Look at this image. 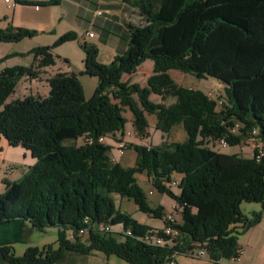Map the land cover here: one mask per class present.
<instances>
[{
    "label": "trees",
    "instance_id": "1",
    "mask_svg": "<svg viewBox=\"0 0 264 264\" xmlns=\"http://www.w3.org/2000/svg\"><path fill=\"white\" fill-rule=\"evenodd\" d=\"M122 2L124 11L134 9L141 21L127 25L125 53L107 65L98 61L96 46L81 45L85 70L79 76L98 80L89 100L77 75L57 73L47 80V97L29 95L8 103L24 76L38 79L43 69L55 64L54 50L76 41L75 32L60 36L51 46L33 49V66L0 70V141L22 147L36 161L18 182L3 181L0 264H61L70 254L88 257L95 252L128 264H167L175 255H188L196 245L207 250L212 264H220L241 250L239 238L262 220L264 0ZM35 35L10 24L0 28V43H20ZM148 60L153 62V75L146 86L122 81ZM171 71L220 81L227 101L219 108V102L205 92L178 85ZM152 96L162 102H153ZM170 99L173 102L166 105ZM126 109L133 115L138 137L148 135L151 115L157 118V131L169 135L181 125L188 138L183 143L164 140L151 148L132 144L128 148H134L136 164L122 167L110 155L113 148L100 140L125 135ZM254 137L263 145L255 143L259 148L251 157L225 155L208 144L224 140L228 146H242ZM79 139L84 140L82 145H65ZM144 173L158 193L179 207L181 222L175 227L181 239L169 240L164 248L148 245L152 236L168 237L163 228L139 223L121 212L112 198L116 194L132 200L140 212L167 226L164 207L152 208L138 184L137 175ZM176 175L179 193L171 189ZM244 203L258 204L261 211L246 216L241 211ZM49 227L60 229L58 250L29 248L22 257L15 255L13 246L25 239L27 230L44 232ZM116 227L121 232L114 231ZM82 230L88 234L84 241L78 237Z\"/></svg>",
    "mask_w": 264,
    "mask_h": 264
},
{
    "label": "rangeland",
    "instance_id": "2",
    "mask_svg": "<svg viewBox=\"0 0 264 264\" xmlns=\"http://www.w3.org/2000/svg\"><path fill=\"white\" fill-rule=\"evenodd\" d=\"M15 2L16 0H11ZM30 2L29 0H25ZM3 0L0 1L2 6V15L3 19L0 21V28L3 26L4 29L7 28L10 24H12V11H6L3 5ZM22 8L32 7L29 5H21ZM45 8V7H44ZM40 10L41 8H36ZM49 10V9H48ZM50 11V10H49ZM48 12V11H47ZM49 13V12H48ZM9 14L8 18L6 17ZM139 15L135 13L132 17L133 22L140 25L141 21L138 17ZM23 17L26 18L24 14L21 15L20 20L22 21ZM5 18H7L5 20ZM38 17H33L30 15V22H33V26L39 25ZM43 19V18H42ZM13 25V24H12ZM27 30H33L36 32L35 37L26 38L20 43H0V70H4L6 68L12 67H31L35 64L34 58L35 56L32 54V50L45 46V43L49 42L50 35L48 32H42L32 27H24ZM78 37V36H77ZM88 40V39H86ZM89 44V42H86ZM47 46V45H46ZM61 49V50H60ZM58 51L67 52L69 56L68 60L66 58H62L58 55ZM55 52V64L43 70H47L50 73L55 71V73H62L65 75L75 74L80 80L79 74L84 72V60L85 55L80 50L78 45H64L62 48H56ZM56 73V74H57ZM153 75V62L152 60L145 61L140 68H138L137 72L131 76H123V82H129L131 84L137 83L141 87L147 85V79L149 76ZM170 75L174 81L184 87V88H192L197 89L199 91L205 92L212 100H216L219 102L220 100L227 101L225 95V85L220 81L213 79L212 77H208L205 79H197V77L190 74H182L179 71H171ZM81 84L84 88V95L86 100L92 98L97 85L98 80L96 78H92L90 76H86L81 79ZM42 82L38 84L32 85L30 82V78L28 76H24L15 88L13 95L8 100V103L13 100L23 99L29 95L31 96H41L47 97L49 95V91L44 92ZM152 101L155 103H161L162 100L159 97L152 96ZM173 102L172 99L166 102V105H170ZM219 107V103H218ZM221 108V107H220ZM219 109V108H218ZM123 116L127 119L125 125V135H121V133H117L115 135L109 136L107 138H102L101 141L105 142V144L111 146L113 149L110 151V155L115 162H118L122 165V167L128 168L133 167L136 164L137 155L135 153L134 148L129 149L128 146L132 144L135 146H149L155 147L162 144L165 140L169 143L175 142H185L188 138L187 133L183 129L181 125L176 126L169 135L161 131H157L155 129V124L157 122V118L155 116L148 115V135L145 137H138L135 129L133 128L132 121L133 115L132 113L126 109L123 113ZM84 142L83 139H79L78 141H66L65 145H71L75 143V145H82ZM122 142V143H121ZM220 143V142H219ZM209 147L210 149L224 153L225 155H234L239 154L242 157H251L254 153V149L257 148L256 144L251 142L250 140L244 143L242 146H228L227 148H221L218 143L214 144L210 141ZM33 162V159L30 155V152L23 149L22 147L15 148L14 146H10L6 140L1 139L0 141V194L5 192V185L3 184L4 180H9L17 182L22 178L24 170L27 169ZM138 184L142 187V189L148 195L149 205L156 209L159 207H166L167 210L172 211L174 201L168 198V196L160 194L156 191V189L152 185V180L149 176L144 173L141 175H137ZM174 182H180V176H175ZM171 189L175 193H179V189L177 186H172ZM112 198L115 201L117 208L121 210V212L131 215L134 220L138 221L141 224L148 225L149 228L159 230L165 227L164 221L159 218H154L153 216H148V214L142 213L138 210V207L134 204L132 200L121 199L119 195L114 194ZM164 205V206H162ZM241 211L245 215H251L254 212L261 211V206L254 203H244L241 206ZM168 215H172L176 218L178 223L181 222V218L179 216V212L177 213L174 209L173 212L167 213ZM59 231L58 227H49L44 232L38 231L36 229H29L26 232L25 239L22 242L15 244L14 250L15 255L17 257H22L26 250L29 248H39L41 250L46 249L49 246H52L54 249L59 248V244L57 240L59 239ZM114 231L121 232V227H116ZM67 235L70 239L74 240V234L72 230L67 231ZM79 237V236H78ZM80 238V237H79ZM243 241V245L248 246V249H244V254L242 259L247 261L248 264H264V219L261 220L260 224L256 226L254 229L250 230L244 237L241 236L239 238ZM86 240L85 238H80V241ZM177 263L178 264H212L209 261V257L204 256L203 258H193L188 255H177ZM241 259V260H242ZM242 262V261H241ZM61 264H128L124 261L117 259L115 256L106 257V255L102 254V252H95L91 256H75L68 255L66 260Z\"/></svg>",
    "mask_w": 264,
    "mask_h": 264
},
{
    "label": "crops",
    "instance_id": "3",
    "mask_svg": "<svg viewBox=\"0 0 264 264\" xmlns=\"http://www.w3.org/2000/svg\"><path fill=\"white\" fill-rule=\"evenodd\" d=\"M29 1L33 3L32 7L26 8H22L21 5L17 4L16 2H14L15 5H7L3 3L7 12L12 11V24L14 26L18 28L32 27L42 31L43 33L48 32V35L51 34L50 40L49 42L45 43V46H51L58 40L60 36L68 32H75L78 36V39L65 45L76 44L81 50V45L83 43L89 42V44H93V46H96L99 50L98 61L102 64L109 65L118 55L125 53L128 46L127 25L130 23L136 24L133 22L132 17L137 12L131 8H128V11H124L125 5L123 4L122 0H55L59 1V4L57 6L51 7L45 5V3L50 0ZM36 8L41 9L37 10ZM100 11L103 12V15L99 16L98 12ZM2 12V6L0 4V21L3 20L1 18ZM22 14H24L26 18L23 17V20L21 21L20 17ZM31 14L33 17H38L37 19L39 25L36 27L33 26V22L28 20V18L30 19ZM8 16L9 14H7L6 17L8 18ZM7 18H5V20ZM1 28L4 29L3 26ZM89 33H93L94 38L90 37L88 35ZM62 46L64 45L59 47L62 48ZM58 55L62 58H66L65 60L69 59L67 52L58 51ZM56 73L55 71L50 73L47 70H43L42 73H40L38 79L30 78V82L32 85L36 83L38 84L39 82L44 83V92L47 93L50 89L47 84V80ZM84 77L86 76H81L80 81ZM35 163L36 161L33 159L32 164L28 166L26 170H24L22 178L28 171V168ZM177 208L178 205L174 202L172 211H169L166 207H164L166 211L165 214L173 212V210H176ZM262 219H264V214L262 215ZM252 229H254V227ZM245 235H243V237ZM243 244V241L239 240V247L242 250V257L244 254V249H248V246L244 247ZM243 259L241 260L242 264H248L247 261H244ZM175 260L176 264H178L176 258Z\"/></svg>",
    "mask_w": 264,
    "mask_h": 264
},
{
    "label": "built area",
    "instance_id": "4",
    "mask_svg": "<svg viewBox=\"0 0 264 264\" xmlns=\"http://www.w3.org/2000/svg\"><path fill=\"white\" fill-rule=\"evenodd\" d=\"M5 4L9 5V4H14V2H12L11 0H3ZM98 15H103V12L100 11L98 12ZM90 37H93L94 38V35L93 33H89L88 34ZM224 104V100H220L219 101V108L223 106ZM238 131V125L232 130V134H236ZM254 136H257L258 134L256 133H253ZM251 142L253 143H256V144H262L260 141L256 140V137H254L253 139L250 140ZM218 144L221 148H227L228 145H226V143H219L218 141ZM263 155H264V145H263ZM262 155V156H263ZM257 159H260V158H257ZM172 186H177V182H173L172 183ZM166 221H167V226L163 227V230H168V237H157V236H152L153 237V242L152 244H148V245H151V246H157V247H167V242L169 240H177L179 242V240L181 239V234L180 232L178 231V229H176L175 225L178 224V221L176 220L175 217H173L172 215H168L167 218H166ZM108 230V228L106 229ZM80 238H87L88 234L86 231L82 230L79 232V235H78ZM188 255L190 257H193V258H196V259H199V258H203L204 256H207L208 255V252L206 249L202 248V247H199V246H194V248H192L191 250H189L188 252ZM175 258H177V255H175L173 258H171V260L167 263V264H176V260ZM241 259H242V250L240 251H237V254L232 257L231 259L229 260H226V261H223L221 260L220 261V264H242L241 262Z\"/></svg>",
    "mask_w": 264,
    "mask_h": 264
},
{
    "label": "bare ground",
    "instance_id": "5",
    "mask_svg": "<svg viewBox=\"0 0 264 264\" xmlns=\"http://www.w3.org/2000/svg\"><path fill=\"white\" fill-rule=\"evenodd\" d=\"M101 141V140H100ZM220 143H226L224 140H221L220 141ZM257 148H259V147H257ZM260 150V149H259ZM262 153V152H261ZM177 209H179V207L177 208ZM177 209H176V211H177ZM179 224V223H178ZM164 232H165V234L168 236V230H164ZM149 238V237H148Z\"/></svg>",
    "mask_w": 264,
    "mask_h": 264
}]
</instances>
